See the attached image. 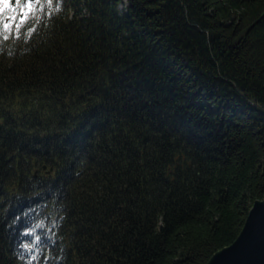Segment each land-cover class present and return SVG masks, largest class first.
Returning a JSON list of instances; mask_svg holds the SVG:
<instances>
[{
  "label": "trees",
  "instance_id": "1",
  "mask_svg": "<svg viewBox=\"0 0 264 264\" xmlns=\"http://www.w3.org/2000/svg\"><path fill=\"white\" fill-rule=\"evenodd\" d=\"M59 1L0 37V264H207L264 199V0Z\"/></svg>",
  "mask_w": 264,
  "mask_h": 264
},
{
  "label": "water",
  "instance_id": "2",
  "mask_svg": "<svg viewBox=\"0 0 264 264\" xmlns=\"http://www.w3.org/2000/svg\"><path fill=\"white\" fill-rule=\"evenodd\" d=\"M207 264H264V199L254 202L236 240Z\"/></svg>",
  "mask_w": 264,
  "mask_h": 264
},
{
  "label": "snow or ice",
  "instance_id": "3",
  "mask_svg": "<svg viewBox=\"0 0 264 264\" xmlns=\"http://www.w3.org/2000/svg\"><path fill=\"white\" fill-rule=\"evenodd\" d=\"M15 2L16 4L23 5V7L20 10V19H21V22L23 23L27 19V14L31 11L34 0H15ZM48 2L52 3L53 0H48ZM5 7H14L12 0H0V16H2ZM9 19H11V17H9ZM10 27H12V25H9L7 23L3 24L4 29H9ZM37 239L39 238L37 237Z\"/></svg>",
  "mask_w": 264,
  "mask_h": 264
},
{
  "label": "rangeland",
  "instance_id": "4",
  "mask_svg": "<svg viewBox=\"0 0 264 264\" xmlns=\"http://www.w3.org/2000/svg\"><path fill=\"white\" fill-rule=\"evenodd\" d=\"M123 7V8H122ZM122 7L120 8V12L122 13L123 12V10L125 9V7H126V1L124 0V5H122Z\"/></svg>",
  "mask_w": 264,
  "mask_h": 264
}]
</instances>
